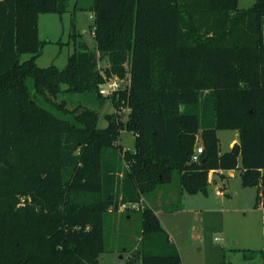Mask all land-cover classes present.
<instances>
[{
  "label": "trees",
  "instance_id": "obj_1",
  "mask_svg": "<svg viewBox=\"0 0 264 264\" xmlns=\"http://www.w3.org/2000/svg\"><path fill=\"white\" fill-rule=\"evenodd\" d=\"M65 8L0 0V264H99L104 215L175 173L183 191L206 193L210 170L240 161L264 206V0H92L95 49L74 27L65 66H39L38 16ZM113 75L120 89L100 94ZM60 92L110 97L116 110L98 127L96 109L68 107ZM124 128L134 150L117 142ZM218 129H236L239 142L220 152ZM138 209L127 264H181L156 207Z\"/></svg>",
  "mask_w": 264,
  "mask_h": 264
},
{
  "label": "rangeland",
  "instance_id": "obj_2",
  "mask_svg": "<svg viewBox=\"0 0 264 264\" xmlns=\"http://www.w3.org/2000/svg\"><path fill=\"white\" fill-rule=\"evenodd\" d=\"M65 2L66 8L61 12H43L38 16V36L44 41L42 52L36 58L39 66H65L74 48L70 36L74 27L79 33L78 40L95 49L91 28L94 15L87 8L92 0ZM254 2L238 0V7L247 8ZM29 57L30 54L24 53L21 59ZM60 100H65L68 107L81 104L96 109L98 127H105L106 114L116 110L110 97L99 102L85 99L76 92H60L57 101ZM121 112L124 121L128 109L123 108ZM217 135L220 152L230 149L231 142H239L236 129H218ZM117 142L124 150L135 149L131 130L121 129ZM240 171V161L237 167L223 170L225 185H208L206 193L183 191L175 173L171 182L159 185L142 198V206L158 208L157 215L178 249L181 264L262 263L259 250L264 247V206L262 200L256 204L260 187L244 186ZM140 210H113L104 215L107 251L99 255V264H127L129 251L137 246L141 235Z\"/></svg>",
  "mask_w": 264,
  "mask_h": 264
},
{
  "label": "built area",
  "instance_id": "obj_3",
  "mask_svg": "<svg viewBox=\"0 0 264 264\" xmlns=\"http://www.w3.org/2000/svg\"><path fill=\"white\" fill-rule=\"evenodd\" d=\"M122 81H123V79L118 77L117 75L110 76V77L104 76V81H103V83L100 84L98 91L100 94H102L104 96H112L120 89ZM201 152H202V146L199 145L196 147L195 151L193 152L191 159L194 161L199 160V154ZM142 201H143V199L141 198L140 201H138V202H133V203H128V204H126V203L120 204L119 210H123L127 206L129 208H134V209L141 208L142 207Z\"/></svg>",
  "mask_w": 264,
  "mask_h": 264
},
{
  "label": "crops",
  "instance_id": "obj_4",
  "mask_svg": "<svg viewBox=\"0 0 264 264\" xmlns=\"http://www.w3.org/2000/svg\"><path fill=\"white\" fill-rule=\"evenodd\" d=\"M234 143H236V142H231L232 145H233ZM230 148H231V147H230ZM213 172H217L218 174H221V173L224 174V173H223V170H218V171H217V170H210V171H209V174H208V177H209V185H214V184L217 185V184L219 183V182H218L217 180H215V179H214V180H211V179H210V175H211V173H213ZM221 179H222V178H221ZM223 180H224V178L222 179V182H223ZM224 185H225V183L223 182V186H224ZM221 187H222V186H221ZM221 194H222V193H221ZM155 207H156V206H155ZM157 211H158V208L156 207V213H157Z\"/></svg>",
  "mask_w": 264,
  "mask_h": 264
},
{
  "label": "water",
  "instance_id": "obj_5",
  "mask_svg": "<svg viewBox=\"0 0 264 264\" xmlns=\"http://www.w3.org/2000/svg\"><path fill=\"white\" fill-rule=\"evenodd\" d=\"M210 179L211 180H217L219 183H220V186H222L223 187V182H222V179H221V176H220V174H218L217 172H213V173H211V175H210Z\"/></svg>",
  "mask_w": 264,
  "mask_h": 264
}]
</instances>
